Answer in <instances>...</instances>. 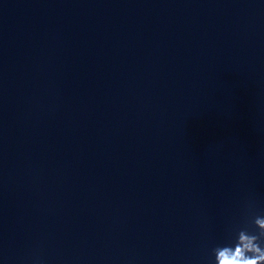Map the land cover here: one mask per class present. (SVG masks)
<instances>
[{
	"label": "clouds",
	"instance_id": "1",
	"mask_svg": "<svg viewBox=\"0 0 264 264\" xmlns=\"http://www.w3.org/2000/svg\"><path fill=\"white\" fill-rule=\"evenodd\" d=\"M211 264H264V215H253L250 227L230 230L227 242L212 249Z\"/></svg>",
	"mask_w": 264,
	"mask_h": 264
}]
</instances>
